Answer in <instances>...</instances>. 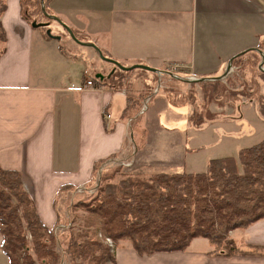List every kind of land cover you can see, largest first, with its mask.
<instances>
[{"label": "crops", "instance_id": "crops-1", "mask_svg": "<svg viewBox=\"0 0 264 264\" xmlns=\"http://www.w3.org/2000/svg\"><path fill=\"white\" fill-rule=\"evenodd\" d=\"M5 1L1 25L6 41L0 44V50L4 48L0 53V166L22 174L25 189L49 227L58 218L61 187H83L91 180L97 160L116 154L130 159L141 151L140 159L129 161L132 166L158 169L154 168L158 162L142 159V154L154 155V150L147 140L141 142L139 131L124 118L129 94L154 88L165 92L166 81L175 84L177 92L187 93L213 78L222 80L230 72H226L228 66L235 63L233 58L255 49L264 37V0H89L88 6L81 0H53L51 14L61 17L77 35L86 36L89 41L83 42L96 44L125 66L140 63L164 71L134 69L122 88L89 85L98 73L107 77L114 71L113 64L105 61L108 65L93 64L91 74L79 84L75 66L59 77H50L44 58L37 67L36 44L44 45L42 56L53 45L23 17L21 0ZM90 58L95 61V56ZM63 60L70 64L69 58ZM199 68L211 73L194 71ZM131 84L136 85L133 92ZM183 103L175 108L185 113L188 133L194 107L192 102ZM144 144L150 148H143ZM162 160L163 167L171 170L153 174L199 173L208 163L194 171L184 167L183 159ZM230 237L242 247H264V219L231 231ZM198 239L186 251L149 256L139 255L129 242H123L115 249L116 264H264V254L210 255L212 246H198Z\"/></svg>", "mask_w": 264, "mask_h": 264}, {"label": "trees", "instance_id": "trees-1", "mask_svg": "<svg viewBox=\"0 0 264 264\" xmlns=\"http://www.w3.org/2000/svg\"><path fill=\"white\" fill-rule=\"evenodd\" d=\"M21 5L23 9L22 0ZM5 9V0H0L2 45L6 41L1 25ZM258 48L261 51L248 52L264 58V37ZM244 54L234 57L233 61ZM113 70L107 77H95L93 82L122 88L130 71L114 66ZM260 73L264 75V69ZM168 74L178 78L174 73ZM220 80L211 79L215 83ZM152 92L146 90L141 100L133 94L128 96L124 118L133 119L128 124L139 131L141 142L145 141L148 131L141 126L139 109ZM124 161L118 154L99 159L94 163L91 180L83 187L72 184L61 187L59 195L69 190L75 193L81 188L87 194H81L77 200L78 205L85 207L87 217L85 229L78 234L72 227L65 231L72 219L64 220L60 214L54 226L44 224L25 189L22 174L0 166L1 245L9 264H63L66 260L69 264H108L110 261L116 264L114 250L123 242H129L139 255L149 256L186 251L198 237L209 240L210 255L264 254L263 246L242 247L230 237L231 231L264 219V138L239 149L236 156L210 159L206 170L199 173L130 175L122 171ZM88 192L94 194L88 195ZM83 198H92L94 204L89 206ZM61 239L65 244L60 250Z\"/></svg>", "mask_w": 264, "mask_h": 264}, {"label": "rangeland", "instance_id": "rangeland-1", "mask_svg": "<svg viewBox=\"0 0 264 264\" xmlns=\"http://www.w3.org/2000/svg\"><path fill=\"white\" fill-rule=\"evenodd\" d=\"M39 1L22 0L23 15L27 16L26 18L30 23L34 20L38 22L48 21L41 12V2ZM81 1L88 6L89 0ZM52 2L54 1L45 0V6L48 8L47 12L52 13L50 8ZM62 21L65 22L63 19ZM49 28L52 34L60 36V39L48 36L44 27L37 28L47 37V42L52 43L53 49L47 50L42 56L41 51H43L44 45L41 47L36 44L35 57L37 67L39 66V61L42 60L41 58H44L43 65L48 67L50 77H54V75L59 77L62 74L67 75L69 73L68 69L75 66L76 73L74 78L77 83L81 84L84 76L87 77L91 74L94 68L93 64L108 65L104 63L105 61L100 58L93 47L73 40L58 22L51 21ZM78 36L84 39H81L82 41H89L86 36L80 34ZM262 38L260 37L259 43L255 48L259 47ZM104 55L109 57V55ZM90 56H95V61L91 60V58L89 60ZM60 57L63 59L69 58L70 64L66 65L64 63L65 60ZM262 63L263 56L260 57L256 53L248 52L240 56L231 65L230 72L220 80L221 82L215 83L210 80L197 84L191 92H187L188 94L181 90L177 92V86L173 83L170 84V81L168 83L166 81L164 83L165 86L163 84V87L166 88L165 92L163 90L158 92V89L154 88L151 95L148 99H145L140 107L138 115L141 116V126L148 127V137L146 136L144 143L147 140L151 145L150 147L154 150V155L148 152L146 155L142 154V159H153L151 160L152 162H158V164H154V168L158 169L149 170L146 164L142 167H139V165L136 167L132 166L131 162H129L131 159H140L139 154L141 151H135L136 154L134 156L131 155L130 159H125L124 163L129 165H123V173L150 176L156 171L171 170L163 167L161 162L164 160L162 159H183L184 167L197 171L203 169L209 159L236 156L239 149L250 147L260 142L264 138V75L260 73V69H264V64L262 65ZM194 71L197 73L202 72V74L207 71V74L211 73L209 69L199 68L194 69ZM163 72H159V74ZM170 73H173V71ZM135 87L136 85H133L132 92ZM144 92L146 90L136 91L133 95L141 100ZM185 94L187 97H185ZM181 95L184 96L180 97ZM186 101L192 102L194 107L193 115L189 119L190 130L188 133L185 130L187 128L185 113H181V109L175 108L176 105L180 106ZM171 102L172 104H170ZM143 107H145L144 113L141 112ZM134 124L138 125V122ZM150 147H145L144 144L143 148L149 149ZM78 190L75 193L71 190L66 191L57 198V200L59 199L57 207L59 214L64 220L72 219L71 223H68L69 226L63 228L66 231V228L72 227L75 234L81 233L85 229V220L87 218L85 207L81 204L78 205L77 202L78 196L84 194L83 189ZM93 194V192H88V195ZM83 200L87 201L86 203L89 206L94 204L92 198H83ZM88 231H90L89 228ZM99 238H103L101 233ZM198 238L200 240L197 243L198 246L204 248L211 246L207 238ZM28 239L31 241L30 234ZM1 241L0 233V264H9L8 258L2 249ZM64 244L65 241L61 239L59 243L60 250L63 249ZM63 264H69V261L66 260ZM108 264L113 263L110 261Z\"/></svg>", "mask_w": 264, "mask_h": 264}, {"label": "water", "instance_id": "water-1", "mask_svg": "<svg viewBox=\"0 0 264 264\" xmlns=\"http://www.w3.org/2000/svg\"><path fill=\"white\" fill-rule=\"evenodd\" d=\"M41 1V9H42V13L47 17L49 18L50 20H53V21H56L58 22L60 25H62L64 27V29L68 32V34L71 36V38L73 40H75L76 42L78 43H81V44H86V45H89L91 47H93L99 54L100 58L103 59L104 61L106 62H109L111 64H113V66L115 68H119L123 71H132L134 69H142V70H145V71H149V72H154V73H159V72H162L161 70L157 69V68H154V67H151L149 65H145V64H140V63H137V64H134L132 66H125L123 64H121L119 61L113 59V58H110V57H107L104 55V53L102 52V50L94 43L92 42H83L81 41L77 36L76 34L74 33L73 29L67 25L65 22H63L58 16L56 15H53L49 12H47V9H46V6H45V0H40ZM49 23L48 22H38L36 20L32 21L31 22V25L32 27L34 28H39V27H46ZM46 34L50 37H53V38H57V39H60V36H54L52 34V31L50 28H47L46 30ZM245 52H242L240 53L239 55H242L244 54ZM232 62V61H231ZM263 65V63H262ZM261 65V66H262ZM231 69V64L228 66L226 72L228 73ZM96 77H99V78H103L104 75L101 74V73H98L96 75ZM213 79H221V77H216V78H213ZM203 80V79H201ZM205 80V79H204Z\"/></svg>", "mask_w": 264, "mask_h": 264}, {"label": "built area", "instance_id": "built-area-1", "mask_svg": "<svg viewBox=\"0 0 264 264\" xmlns=\"http://www.w3.org/2000/svg\"><path fill=\"white\" fill-rule=\"evenodd\" d=\"M87 83H88L89 85H93V81H91V80L88 81ZM141 112H142V113L145 112V107H143V108L141 109ZM106 117H107V118H110L111 115L108 114V115H106ZM131 121H132V119H129V122H131ZM124 165H129V164H126V163H125ZM107 242H108V243H111V240H110V239H107Z\"/></svg>", "mask_w": 264, "mask_h": 264}, {"label": "flooded vegetation", "instance_id": "flooded-vegetation-1", "mask_svg": "<svg viewBox=\"0 0 264 264\" xmlns=\"http://www.w3.org/2000/svg\"><path fill=\"white\" fill-rule=\"evenodd\" d=\"M50 13V12H49ZM46 17V16H45ZM47 18V17H46ZM48 19V21H46V22H48L49 24L46 26V27H44L45 28V30H47V28H49V25L51 24V21H53V20H50L49 18H47ZM255 49H257V50H260L261 51V49L260 48H255ZM263 64H264V58H263Z\"/></svg>", "mask_w": 264, "mask_h": 264}, {"label": "bare ground", "instance_id": "bare-ground-1", "mask_svg": "<svg viewBox=\"0 0 264 264\" xmlns=\"http://www.w3.org/2000/svg\"><path fill=\"white\" fill-rule=\"evenodd\" d=\"M79 191V190H78ZM76 192V191H75ZM63 226V225H62ZM63 228V227H62Z\"/></svg>", "mask_w": 264, "mask_h": 264}]
</instances>
